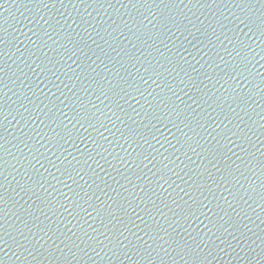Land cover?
<instances>
[{
    "label": "water",
    "instance_id": "95a60500",
    "mask_svg": "<svg viewBox=\"0 0 264 264\" xmlns=\"http://www.w3.org/2000/svg\"><path fill=\"white\" fill-rule=\"evenodd\" d=\"M0 264H264V0H0Z\"/></svg>",
    "mask_w": 264,
    "mask_h": 264
},
{
    "label": "snow or ice",
    "instance_id": "6c2138e0",
    "mask_svg": "<svg viewBox=\"0 0 264 264\" xmlns=\"http://www.w3.org/2000/svg\"><path fill=\"white\" fill-rule=\"evenodd\" d=\"M241 23H243V21H241ZM225 231H227V229H225Z\"/></svg>",
    "mask_w": 264,
    "mask_h": 264
}]
</instances>
